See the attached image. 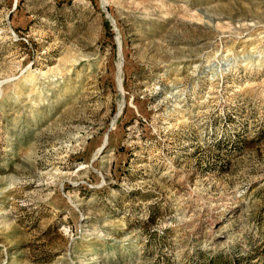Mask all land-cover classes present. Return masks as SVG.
Segmentation results:
<instances>
[{"label": "rangeland", "instance_id": "obj_1", "mask_svg": "<svg viewBox=\"0 0 264 264\" xmlns=\"http://www.w3.org/2000/svg\"><path fill=\"white\" fill-rule=\"evenodd\" d=\"M0 264H264V0H0Z\"/></svg>", "mask_w": 264, "mask_h": 264}, {"label": "bare ground", "instance_id": "obj_2", "mask_svg": "<svg viewBox=\"0 0 264 264\" xmlns=\"http://www.w3.org/2000/svg\"><path fill=\"white\" fill-rule=\"evenodd\" d=\"M33 79H35V77H33V74H31V75H29L28 77H27V81H31L32 82V80ZM34 81V80H33ZM83 96V95H82ZM97 154V153H96Z\"/></svg>", "mask_w": 264, "mask_h": 264}, {"label": "water", "instance_id": "obj_3", "mask_svg": "<svg viewBox=\"0 0 264 264\" xmlns=\"http://www.w3.org/2000/svg\"><path fill=\"white\" fill-rule=\"evenodd\" d=\"M114 22V21H113Z\"/></svg>", "mask_w": 264, "mask_h": 264}]
</instances>
